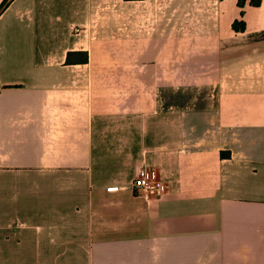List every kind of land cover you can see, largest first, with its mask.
I'll return each mask as SVG.
<instances>
[{"label": "crops", "instance_id": "obj_1", "mask_svg": "<svg viewBox=\"0 0 264 264\" xmlns=\"http://www.w3.org/2000/svg\"><path fill=\"white\" fill-rule=\"evenodd\" d=\"M166 1L0 13V264H264V0Z\"/></svg>", "mask_w": 264, "mask_h": 264}, {"label": "built area", "instance_id": "obj_2", "mask_svg": "<svg viewBox=\"0 0 264 264\" xmlns=\"http://www.w3.org/2000/svg\"><path fill=\"white\" fill-rule=\"evenodd\" d=\"M131 190L146 200L162 197L167 191V184L151 168H141L131 182Z\"/></svg>", "mask_w": 264, "mask_h": 264}, {"label": "rangeland", "instance_id": "obj_3", "mask_svg": "<svg viewBox=\"0 0 264 264\" xmlns=\"http://www.w3.org/2000/svg\"><path fill=\"white\" fill-rule=\"evenodd\" d=\"M168 5L171 6V13L175 14V17L177 19L181 18V16H184V14L185 16L191 15L197 10V8L195 7H193L194 9L191 7H187L188 5H185L183 1H177V0L166 1V6L168 7ZM158 6H162V4Z\"/></svg>", "mask_w": 264, "mask_h": 264}, {"label": "trees", "instance_id": "obj_4", "mask_svg": "<svg viewBox=\"0 0 264 264\" xmlns=\"http://www.w3.org/2000/svg\"><path fill=\"white\" fill-rule=\"evenodd\" d=\"M261 0H249V4L250 5H258L260 3ZM10 0H2V2L0 3V13L6 8V6L9 4ZM245 4V0H237V5L239 7H243ZM245 27L244 21L242 20H234L232 23V28L236 31H242ZM222 154H224L222 152Z\"/></svg>", "mask_w": 264, "mask_h": 264}]
</instances>
